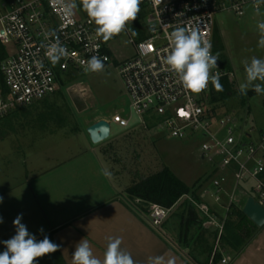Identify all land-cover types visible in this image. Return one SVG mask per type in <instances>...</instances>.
Returning a JSON list of instances; mask_svg holds the SVG:
<instances>
[{
	"label": "rangeland",
	"instance_id": "obj_1",
	"mask_svg": "<svg viewBox=\"0 0 264 264\" xmlns=\"http://www.w3.org/2000/svg\"><path fill=\"white\" fill-rule=\"evenodd\" d=\"M260 12L261 15H256L248 5L243 16L222 10L215 18L216 44L220 47L216 53L218 67L233 72L230 81L234 82L236 91L244 79L241 61L253 55L264 57V50L257 47L259 37L255 27L258 20L264 19V6ZM129 39L123 32L110 40L115 62L106 66L104 72H77L72 80L66 77L56 93L40 102L16 108L24 113L11 119L9 124H0V196L3 197L0 241L15 235L13 220L18 214H23L21 222L28 229L32 224L31 209L40 212L43 207L50 221L58 224L119 192L127 195L126 188L132 183L165 167L201 197L197 200L187 194L177 202L170 219L174 237L178 238L183 228L188 239L197 237L198 229L203 227L204 230L205 216L196 208L195 214L188 211L187 203L191 199L221 207L222 201H217L212 194L216 191L213 180L223 170H216L201 158V138L173 137L161 130L154 119L133 111L117 69L119 62L135 53ZM214 95L218 96L217 92ZM215 105L220 116L234 117L245 130L254 128V140L245 139L249 144L258 142L264 130V95L235 93ZM118 114L127 119L129 125L120 127L112 123L110 137L93 143L87 127L102 118L111 120ZM3 133L8 136L3 138ZM31 189H35L36 202L29 199ZM203 193L207 195L205 199ZM225 199L227 197H222ZM131 201L133 206L151 214L154 203L135 197ZM178 213L180 218L176 219ZM246 237L244 234L243 238ZM3 247L0 243V249Z\"/></svg>",
	"mask_w": 264,
	"mask_h": 264
},
{
	"label": "built area",
	"instance_id": "obj_2",
	"mask_svg": "<svg viewBox=\"0 0 264 264\" xmlns=\"http://www.w3.org/2000/svg\"><path fill=\"white\" fill-rule=\"evenodd\" d=\"M248 5L255 11L264 6V0H142L136 20L125 31L135 53L119 62L117 69L136 114L154 119L161 130L173 137L201 138V158L216 170H223L213 180L216 191L212 195L217 201H221L231 175L235 189L252 181V196L262 203L264 130L256 144H249L248 138L254 140V128L245 130L234 117L220 116L212 102L211 84L199 95L191 94L162 64L168 47L166 34L176 27L198 28L216 55L213 44L217 13L228 10L243 16ZM1 6H6V2L0 1ZM8 8L0 14V43L7 52L0 65V120L20 106L32 105L56 93L66 77L84 72L82 60L98 55L105 67L115 62L110 40L104 42L96 37V26L79 6L70 17L53 0H10ZM55 38L66 46L69 55L53 66L42 45ZM218 70L221 78L233 77L231 70L220 66ZM109 121L120 127L129 125L119 114ZM191 202L205 216L206 226L216 227L221 236L227 215L219 217L204 201L193 198ZM170 211L171 208L154 203L150 214L153 225H161Z\"/></svg>",
	"mask_w": 264,
	"mask_h": 264
},
{
	"label": "crops",
	"instance_id": "obj_3",
	"mask_svg": "<svg viewBox=\"0 0 264 264\" xmlns=\"http://www.w3.org/2000/svg\"><path fill=\"white\" fill-rule=\"evenodd\" d=\"M8 3L10 4V0L6 1V6L0 7V14L9 10ZM23 113L15 109L1 119L0 124H9L11 119ZM3 136V138L7 137L8 133H3ZM252 183V181L247 184L242 183L241 187L235 189L234 178L229 176L221 195V207L212 206L219 217L227 215L221 236H219L216 227H207L204 224V230L203 227L201 229L197 226L200 228H197L198 231L196 230L198 236L193 239H188L183 232L184 228L181 229L178 238L174 237L170 219L177 203L171 207V211L163 223L155 226L151 218L148 217L150 214L148 215L145 210L133 206L131 203L133 197L129 196L127 192V195L119 192L108 197L90 210L58 224L50 221L47 210L43 207L40 212L38 209L35 211L31 209L32 224L28 231L34 234L37 240L49 235L51 241L61 245L58 251L37 258L36 262L50 261L52 256L57 254L63 264H72L75 246L82 239H87L94 255L102 258L107 237L119 236L123 239L121 247L131 253L136 264H148L149 257L155 256H164L165 260L172 258L175 260V264H264V226L259 227L253 223L237 228L235 224L237 217L233 211L234 208L243 210L247 199L253 195L252 190L246 189L245 186L250 187L249 185ZM31 190L32 194L27 192L29 199L31 197L33 202H36L35 189ZM205 197L202 194V198L205 199ZM222 197L223 199L227 197V199L222 200ZM38 203L40 202L38 201ZM188 211L190 212V210ZM179 214L176 219L180 218ZM182 219L184 220V218ZM191 219L192 217L189 220ZM188 222L189 227L190 221ZM227 227L230 228L229 231ZM41 228L44 230L43 233L40 232ZM232 234H235V237L237 234L238 238L233 237ZM244 234L247 236L246 238H243ZM4 250L5 247L1 248L0 252ZM224 259H226L225 262Z\"/></svg>",
	"mask_w": 264,
	"mask_h": 264
},
{
	"label": "clouds",
	"instance_id": "obj_4",
	"mask_svg": "<svg viewBox=\"0 0 264 264\" xmlns=\"http://www.w3.org/2000/svg\"><path fill=\"white\" fill-rule=\"evenodd\" d=\"M59 4L66 17H70L79 6L94 23L97 38L107 42L115 36L129 30V24L136 20L142 0H53ZM256 15H261L260 9H255ZM258 32L257 47L264 50V19L256 22ZM135 35V30L131 29ZM54 35V34H53ZM168 47L162 58V64L171 72L182 88L191 94L199 95L208 89L209 84L217 92L224 91L221 83V72L218 70L219 55L212 54L211 42L201 35L195 27H176L166 34ZM45 39L48 40V34ZM45 55L55 66L61 59L69 55L66 46L58 38L49 40L42 45ZM106 60V58H105ZM81 66L85 73H101L105 71V62L98 55H92L82 60ZM244 69V79L238 85L241 96H247L249 91L257 96L264 95V57L255 55L241 61ZM0 203L3 197L0 196ZM23 214H18L13 220L15 235L8 240L0 241L5 250L0 252V264H35L37 258L55 253L61 245L54 243L47 235L42 240L30 233L22 221ZM3 217H0V224ZM43 228L40 232L43 233ZM122 237L109 236L102 258L93 253L87 239L80 240L72 254V264H136L130 252L121 245ZM148 264H175V260L164 256L149 257Z\"/></svg>",
	"mask_w": 264,
	"mask_h": 264
},
{
	"label": "trees",
	"instance_id": "obj_5",
	"mask_svg": "<svg viewBox=\"0 0 264 264\" xmlns=\"http://www.w3.org/2000/svg\"><path fill=\"white\" fill-rule=\"evenodd\" d=\"M216 39H218V32L215 27L214 30V44H213V50L215 54L219 52L220 47L216 44ZM7 57V52L5 47L0 43V65L2 61ZM224 66H227L226 63H223ZM75 74H71L68 76L70 77V80L75 78ZM2 80V75L0 72V82ZM221 83L224 86V91L217 92L214 89V92L212 94V102L216 104V102L220 100H224L228 98L229 96L237 93L234 87V82L230 81V78L223 77L221 78ZM215 92H217V95L215 97ZM249 95H255L254 92L249 91ZM44 100V99H43ZM42 101V100H41ZM215 108L216 105H215ZM214 108V109H215ZM216 110V109H215ZM264 177V173H263ZM127 193L131 197L139 198L143 200L144 202L148 203H157L161 204L165 207H173L184 195L191 194L194 196L195 199L200 200L201 197L199 194L196 193L195 189L191 186H189L186 182H184L182 179H180L170 168L165 167L164 169L160 170L159 172H156L146 178L141 179L140 181H135L127 188ZM187 206L190 210L191 214H195L194 208L192 202L188 201ZM234 213L237 217V220L235 221L236 227H244L248 224H253V222L244 214L243 210L234 208ZM229 231V227H227ZM234 229V228H233ZM233 237H235V234H232ZM50 239L51 236L47 235ZM44 237H42L39 240H42ZM238 238L237 234L236 237ZM35 264H63L61 262V259L57 254L53 255L50 261H39L35 262Z\"/></svg>",
	"mask_w": 264,
	"mask_h": 264
},
{
	"label": "water",
	"instance_id": "obj_6",
	"mask_svg": "<svg viewBox=\"0 0 264 264\" xmlns=\"http://www.w3.org/2000/svg\"><path fill=\"white\" fill-rule=\"evenodd\" d=\"M87 132L93 143H101L111 135V123L102 118L87 127ZM244 214L257 226H264V201L261 203L254 196H250L244 207Z\"/></svg>",
	"mask_w": 264,
	"mask_h": 264
}]
</instances>
